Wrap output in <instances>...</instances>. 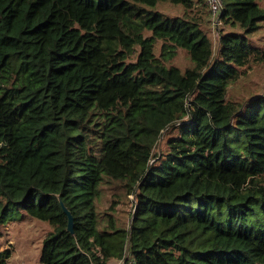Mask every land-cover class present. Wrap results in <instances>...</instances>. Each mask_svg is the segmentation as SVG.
<instances>
[{"label":"trees","instance_id":"16d2710c","mask_svg":"<svg viewBox=\"0 0 264 264\" xmlns=\"http://www.w3.org/2000/svg\"><path fill=\"white\" fill-rule=\"evenodd\" d=\"M206 6L0 0V236L22 210L51 226L43 264H264V95L228 96L264 64V8L223 0L215 47Z\"/></svg>","mask_w":264,"mask_h":264},{"label":"rangeland","instance_id":"374dc122","mask_svg":"<svg viewBox=\"0 0 264 264\" xmlns=\"http://www.w3.org/2000/svg\"><path fill=\"white\" fill-rule=\"evenodd\" d=\"M258 4L264 8V0H258ZM154 9L171 17L181 16L184 12L182 5L169 1H160ZM205 11L206 17L211 18L207 6ZM220 27L225 31L231 30L230 27H225L222 24L218 28L213 24L207 27L215 47L219 41ZM237 31L242 33L239 29ZM248 40L252 47L264 49V22L260 24V28L256 32L248 35ZM192 63L189 53L184 49H179L178 55L172 61V64L178 66L182 71L189 68ZM260 94L264 95V64L254 65L246 75L229 88L228 92L229 98L239 101L249 100L251 96ZM164 148L165 139L161 137L156 150ZM116 192L122 198L116 209L118 225L128 227L132 217L134 195L124 196L121 190L112 191L106 188L100 198V204L107 206L112 199V194ZM50 231L51 226L48 222L28 216L20 210L3 229V234L0 236V250L10 248L13 251L9 264H43L41 261L42 243Z\"/></svg>","mask_w":264,"mask_h":264},{"label":"built area","instance_id":"2783aa9c","mask_svg":"<svg viewBox=\"0 0 264 264\" xmlns=\"http://www.w3.org/2000/svg\"><path fill=\"white\" fill-rule=\"evenodd\" d=\"M206 3L213 26H216L218 28L220 25V17L223 12V0H206ZM122 264H135V262L129 260L128 262H123Z\"/></svg>","mask_w":264,"mask_h":264},{"label":"water","instance_id":"95a60500","mask_svg":"<svg viewBox=\"0 0 264 264\" xmlns=\"http://www.w3.org/2000/svg\"><path fill=\"white\" fill-rule=\"evenodd\" d=\"M61 206L64 210V212L66 213L67 215V231H69L71 234H74L75 231H74V219H73V215L72 213L70 212V210L65 206V204L61 201ZM127 261V257L124 261V263H126Z\"/></svg>","mask_w":264,"mask_h":264},{"label":"crops","instance_id":"0c3cea01","mask_svg":"<svg viewBox=\"0 0 264 264\" xmlns=\"http://www.w3.org/2000/svg\"><path fill=\"white\" fill-rule=\"evenodd\" d=\"M111 264H120V263L117 261H113Z\"/></svg>","mask_w":264,"mask_h":264}]
</instances>
